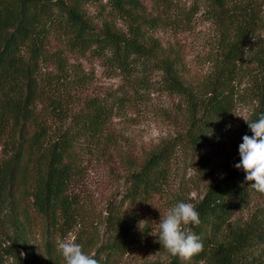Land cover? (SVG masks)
<instances>
[{"label": "trees", "instance_id": "trees-1", "mask_svg": "<svg viewBox=\"0 0 264 264\" xmlns=\"http://www.w3.org/2000/svg\"><path fill=\"white\" fill-rule=\"evenodd\" d=\"M99 1L115 17L130 21L135 38L90 24L84 8ZM208 3L221 16L236 5L235 0ZM237 11L243 12L239 25L244 27L235 31L241 39L247 16L252 17L244 8ZM144 13L140 0H0V264H40L33 245L37 237L46 264H59L53 243L75 218L76 203L68 191L85 158L114 154L127 166L129 195L150 199L164 192L175 150L202 147L228 121L234 101L223 85L232 69L222 70L198 96L171 56L158 49L162 84L186 108L185 132L142 156L117 152L111 122L114 113L129 107L130 96L94 94L91 76L69 60L92 56L110 71L131 76L141 61L156 57L137 40L141 23H154ZM238 47L235 42L227 51L229 67L239 58ZM257 61L264 73V56ZM255 101L250 121L264 114V79ZM243 127L250 136L246 122ZM249 183L234 169L194 204L200 223L193 231L203 250L191 258L193 264H264L247 255L254 248L264 251V205L242 224L234 219L239 205L260 195ZM104 247L108 250L97 249L94 258L115 264L117 239Z\"/></svg>", "mask_w": 264, "mask_h": 264}, {"label": "rangeland", "instance_id": "rangeland-1", "mask_svg": "<svg viewBox=\"0 0 264 264\" xmlns=\"http://www.w3.org/2000/svg\"><path fill=\"white\" fill-rule=\"evenodd\" d=\"M140 2L145 8L144 19L152 18L154 23L152 27L147 22L141 23V35L137 40L149 47L156 57L141 61L131 76L110 71L92 56L69 60L91 76L94 94L130 96L129 107L114 113L111 122L117 152L142 156L185 132L186 108L177 95L162 84V72L158 67L160 56L156 54L161 51H156L158 49L171 56L181 77L192 88H197L198 96L209 90L222 70L232 69L223 86L232 95L233 111L222 129L212 132L202 147L183 146L175 150L167 167L169 178L164 192L150 199L129 195L127 166L114 154L99 153L85 158L82 170L68 191L76 203L75 218L53 243L59 264L65 261L58 243L70 234L77 237L76 242L88 255H95L99 248L107 251L104 246L116 238L120 249L115 264H168L172 260L193 264L171 257L158 243L155 235L160 218L177 202L197 203L210 185L236 169L234 165L240 159L238 146L246 135L244 119L248 120L256 109L255 98L264 79L257 61L264 56V0H235L236 5L228 10L230 14L222 16L210 10L208 0ZM240 8L252 17L247 16L249 25L241 39L235 32L244 27L239 25L243 15L237 11ZM84 10L96 30L109 27L135 38L130 21L115 17L105 1L88 4ZM235 42L239 43V58L229 67L226 54ZM133 80L143 83L134 85ZM263 205L264 196L254 195L239 205L234 219L242 224ZM193 227L191 225L192 231ZM33 245L40 264H46L38 237ZM100 254L104 259L105 253ZM247 255L264 262V251L258 248L251 249Z\"/></svg>", "mask_w": 264, "mask_h": 264}, {"label": "clouds", "instance_id": "clouds-1", "mask_svg": "<svg viewBox=\"0 0 264 264\" xmlns=\"http://www.w3.org/2000/svg\"><path fill=\"white\" fill-rule=\"evenodd\" d=\"M244 121L251 135L242 137V143L238 146L239 163L234 167L245 173L251 190L264 196V114L255 121ZM199 223V213L193 203L177 202L160 218L155 236L171 257L187 262L203 250L199 236L191 228V225L198 226ZM76 240L77 237L70 234L58 243L65 264H99L94 254H85Z\"/></svg>", "mask_w": 264, "mask_h": 264}]
</instances>
